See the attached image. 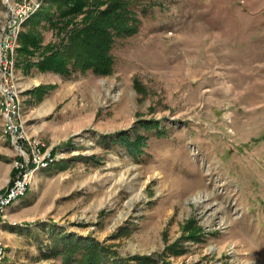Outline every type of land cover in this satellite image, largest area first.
<instances>
[{
    "label": "rangeland",
    "instance_id": "1",
    "mask_svg": "<svg viewBox=\"0 0 264 264\" xmlns=\"http://www.w3.org/2000/svg\"><path fill=\"white\" fill-rule=\"evenodd\" d=\"M134 9L108 75L27 67L17 51L24 128L59 158L0 218V264H66L56 232L108 247L109 264H264V0ZM7 20L0 0V41ZM8 140L0 114V187L19 159Z\"/></svg>",
    "mask_w": 264,
    "mask_h": 264
},
{
    "label": "trees",
    "instance_id": "2",
    "mask_svg": "<svg viewBox=\"0 0 264 264\" xmlns=\"http://www.w3.org/2000/svg\"><path fill=\"white\" fill-rule=\"evenodd\" d=\"M139 1L141 0H44V5L48 7L42 8V14L39 11L31 17L23 26L28 27V30L20 33L18 63L27 67L35 65L43 71L63 75L89 70L98 75L112 73L116 40L134 36L139 30L141 19L134 9ZM81 15L83 18L79 23L77 19ZM42 20L55 31L58 42L43 45L38 30ZM39 51L40 59L34 62L32 57ZM137 138L141 139V136L138 135ZM124 139V143L132 149L130 137ZM136 146L139 147V144ZM51 235V240L56 241L53 253L66 256V264H72L78 253H81L86 264L110 263L109 248L101 246L90 237L68 236L57 232Z\"/></svg>",
    "mask_w": 264,
    "mask_h": 264
},
{
    "label": "built area",
    "instance_id": "3",
    "mask_svg": "<svg viewBox=\"0 0 264 264\" xmlns=\"http://www.w3.org/2000/svg\"><path fill=\"white\" fill-rule=\"evenodd\" d=\"M8 20L0 41V114L4 136L9 138L19 152L14 162V174L8 185L0 190V218L27 194L37 180V175L52 167L59 156L39 138L31 136L23 125L20 86L16 76L19 36L24 24L38 13L44 0H4ZM6 245L0 239V260L6 254Z\"/></svg>",
    "mask_w": 264,
    "mask_h": 264
},
{
    "label": "crops",
    "instance_id": "4",
    "mask_svg": "<svg viewBox=\"0 0 264 264\" xmlns=\"http://www.w3.org/2000/svg\"><path fill=\"white\" fill-rule=\"evenodd\" d=\"M31 136H32V134H31ZM3 143L4 144L0 146V158H3V157L7 158L9 155V149H8L9 143L8 142H3ZM8 182L9 181L7 180L6 185L3 187H6ZM3 187H0V189H2Z\"/></svg>",
    "mask_w": 264,
    "mask_h": 264
}]
</instances>
